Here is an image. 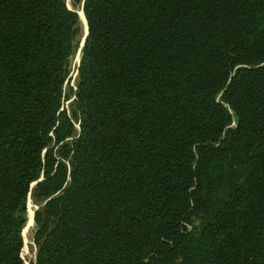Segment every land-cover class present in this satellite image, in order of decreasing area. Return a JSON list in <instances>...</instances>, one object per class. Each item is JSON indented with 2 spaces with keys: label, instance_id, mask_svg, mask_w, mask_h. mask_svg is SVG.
Returning <instances> with one entry per match:
<instances>
[{
  "label": "trees",
  "instance_id": "1",
  "mask_svg": "<svg viewBox=\"0 0 264 264\" xmlns=\"http://www.w3.org/2000/svg\"><path fill=\"white\" fill-rule=\"evenodd\" d=\"M69 2L66 92L77 13L0 0V264L29 196L32 264H264V0Z\"/></svg>",
  "mask_w": 264,
  "mask_h": 264
},
{
  "label": "rangeland",
  "instance_id": "2",
  "mask_svg": "<svg viewBox=\"0 0 264 264\" xmlns=\"http://www.w3.org/2000/svg\"><path fill=\"white\" fill-rule=\"evenodd\" d=\"M66 4L68 7H72L74 10L79 12L80 15V6H72L71 3L69 2V0H66ZM83 30H84V22L81 19V15H80V19L78 18V33L75 37V41L76 43H80V39L82 37L83 34ZM78 49V48H77ZM77 49L74 51V53L72 54V56L69 58L68 60V64H67V79L68 82L65 84L64 88L65 91L68 92L67 88L70 87L72 89V91L75 88V84H76V68H77V59H79L80 55H78ZM79 62V61H78ZM70 94V93H69ZM72 95L70 94V98L67 99L66 101H64V106L66 107V109H70V101L72 99L71 97ZM75 128L77 129V123L74 124ZM232 125V123H231ZM37 208V202L34 201L32 199L31 196L28 197L27 199V204H26V215L28 218V211H29V218L26 221L23 229H22V236H23V247H22V258L24 261V264H32L33 260H34V254H35V245L32 242V235H33V225H32V219H31V214L34 212V210ZM33 217V215H32ZM192 227H196L197 224L199 223V219L198 218H194L192 220ZM190 227V228H192ZM177 259L174 260V264L177 263Z\"/></svg>",
  "mask_w": 264,
  "mask_h": 264
},
{
  "label": "water",
  "instance_id": "3",
  "mask_svg": "<svg viewBox=\"0 0 264 264\" xmlns=\"http://www.w3.org/2000/svg\"><path fill=\"white\" fill-rule=\"evenodd\" d=\"M79 10H80L81 13H82L81 6H80ZM74 11L77 13L78 18L80 19L79 14H78V11H76V10H74ZM82 16H83V13H82ZM83 22H84V30H83L82 37H81V39H80V43H79V45H78V49H77L78 55H79L80 48H81L82 45H83L84 38H85V35H86V32H87V27H86V22H85V18H84V16H83ZM78 61H79V59H77V65H78ZM33 184H34V183H32L31 185H33ZM32 215H33V213L31 214V219H32Z\"/></svg>",
  "mask_w": 264,
  "mask_h": 264
},
{
  "label": "bare ground",
  "instance_id": "4",
  "mask_svg": "<svg viewBox=\"0 0 264 264\" xmlns=\"http://www.w3.org/2000/svg\"><path fill=\"white\" fill-rule=\"evenodd\" d=\"M80 15H81V19H82V21H83V16H82V13L80 12Z\"/></svg>",
  "mask_w": 264,
  "mask_h": 264
}]
</instances>
